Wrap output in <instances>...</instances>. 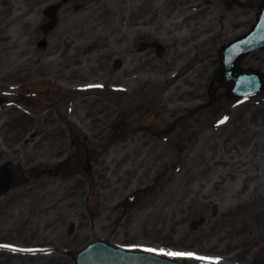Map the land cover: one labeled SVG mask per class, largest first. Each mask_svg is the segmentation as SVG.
Instances as JSON below:
<instances>
[{"label":"rangeland","instance_id":"1","mask_svg":"<svg viewBox=\"0 0 264 264\" xmlns=\"http://www.w3.org/2000/svg\"><path fill=\"white\" fill-rule=\"evenodd\" d=\"M260 1L0 0V165L54 168L72 149L102 153L89 177L78 175L84 159L72 168L75 177L32 179L11 192L21 206L0 200V246L33 251L3 249L0 264H70L68 249L97 239L191 253L174 258L194 264H264V94L230 103L220 129L208 115L190 122L205 126L196 128L194 147L178 131L169 138L139 131L104 149L113 118L136 128L147 122V104L158 106L159 117L161 103L169 105V121L206 102L222 45L256 19ZM247 62L264 72V52ZM230 86L216 92L221 106ZM17 95L31 100L19 103ZM237 112L252 123L242 148L238 136L225 135ZM65 115L80 130L75 145ZM159 173V196L118 221L116 205Z\"/></svg>","mask_w":264,"mask_h":264},{"label":"water","instance_id":"2","mask_svg":"<svg viewBox=\"0 0 264 264\" xmlns=\"http://www.w3.org/2000/svg\"><path fill=\"white\" fill-rule=\"evenodd\" d=\"M264 47V7L260 11L259 22L240 39L228 44L222 50V66L215 72L212 89L235 81L232 95H246L260 91L264 86L261 76L245 72L239 61L249 51ZM12 173L6 167L0 168V194L8 190ZM76 264H185L161 255L134 251L109 245L99 240L79 250L74 255Z\"/></svg>","mask_w":264,"mask_h":264},{"label":"snow or ice","instance_id":"3","mask_svg":"<svg viewBox=\"0 0 264 264\" xmlns=\"http://www.w3.org/2000/svg\"><path fill=\"white\" fill-rule=\"evenodd\" d=\"M145 251H148V252H156L155 249H145ZM160 254H162V255H168V256H173V257L192 256L191 253H173V252L165 253L163 251H161ZM196 258L197 259H205L204 257H196Z\"/></svg>","mask_w":264,"mask_h":264}]
</instances>
